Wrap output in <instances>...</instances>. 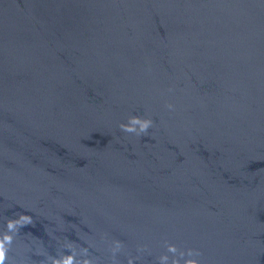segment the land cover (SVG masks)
Segmentation results:
<instances>
[{
  "label": "water",
  "instance_id": "obj_1",
  "mask_svg": "<svg viewBox=\"0 0 264 264\" xmlns=\"http://www.w3.org/2000/svg\"><path fill=\"white\" fill-rule=\"evenodd\" d=\"M18 214L12 264H264V0H0V232Z\"/></svg>",
  "mask_w": 264,
  "mask_h": 264
},
{
  "label": "clouds",
  "instance_id": "obj_2",
  "mask_svg": "<svg viewBox=\"0 0 264 264\" xmlns=\"http://www.w3.org/2000/svg\"><path fill=\"white\" fill-rule=\"evenodd\" d=\"M172 91V89H169ZM166 107L169 110H174V105L167 103ZM154 126V121L150 117H141L138 115H130L127 122L119 124L121 131L134 134L137 137L147 135L148 130ZM33 224V217L26 214H18L17 218H8L6 220L5 230L0 232V264H12L9 252L12 249L13 241L20 229L24 226ZM166 246V254L158 257L159 264H201L198 259L202 256L199 249L187 248L186 250L180 249L177 245L164 242ZM63 247L68 250L70 254L60 253L58 256L46 255L42 251H38L37 255H45L46 264H95L97 258L91 257L88 247L81 246L79 248L81 254L76 255L77 246L72 241H67ZM124 247L123 242L120 240H113L110 244L111 260L113 264H117V253ZM147 250V245L137 247V252H144ZM171 254V255H169ZM140 256H129L127 264H134L139 260Z\"/></svg>",
  "mask_w": 264,
  "mask_h": 264
}]
</instances>
